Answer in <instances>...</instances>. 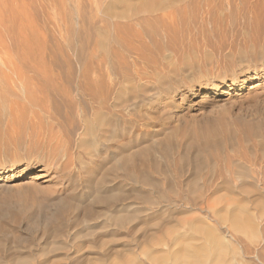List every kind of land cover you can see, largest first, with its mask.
Segmentation results:
<instances>
[{
	"label": "bare ground",
	"instance_id": "obj_1",
	"mask_svg": "<svg viewBox=\"0 0 264 264\" xmlns=\"http://www.w3.org/2000/svg\"><path fill=\"white\" fill-rule=\"evenodd\" d=\"M0 1L4 5V8H0V63L3 66L0 74V87L5 90L6 94L14 89L18 90L14 94L17 98L11 102L9 108L12 113L10 115V132L15 133L22 130V125L17 119L18 115L21 114L25 117L26 114H31L29 136L34 144L44 141L49 145L50 161L58 165L59 168H55L56 173L59 174L58 184L67 192L65 197H60L61 199L58 198L59 201H56L61 208L60 212L44 217L45 226L43 229L45 227L48 229L46 233L49 240L62 238L65 234L66 236L70 235L71 232H68L77 222H81L86 228L84 233L90 238L92 236V239L84 241V244L79 247H82V250L83 247L88 249L89 247H91L90 249L100 247L106 250L108 255L105 254L107 256L103 255L104 257L101 258L81 255L82 257L78 258L79 255L77 257L79 264L99 262L98 260L108 261L109 258L112 259L111 255L119 252V247H122L121 250H130L131 241L134 240L132 238L136 231H139L138 225H134L137 220L143 231L144 228L149 227L147 224L152 216L156 217V214L164 212L162 209L166 206L163 204H174L175 198L178 196L182 198L181 200L187 199L185 195L179 193L178 189L180 188L182 193L188 192L189 195L197 196L191 202V208H194L192 209L194 211L199 209L204 215L200 214V216L203 215L201 218L195 217L196 220L190 222L183 221L184 219L181 221L189 227V230L185 228L186 231H190V235L194 236V238L193 236L190 238L198 242L202 240L203 244L199 246L200 242H197V245L192 243V240L187 239L189 238L187 232L186 239L188 241L185 237L179 238L182 235L178 237L182 231L180 229H184L179 227L177 238L181 239V247H178V251H175L178 249L177 247L176 249L171 247L174 251L166 247L167 251L154 257L156 263L228 264L227 262L231 259L228 253L234 251L231 244L233 241L239 240L237 237H234L237 241L232 238L234 232L230 234L232 231L230 229L234 228L233 230L236 229L240 233L239 230L243 227L242 231L244 232V228L247 226L251 228V232L254 230L253 232L256 233L259 231L258 228H263L264 199L261 195H259L261 199L256 201H254L256 197L249 201L247 197L245 200V198L239 199L236 196L238 200L235 199L236 201L234 200L235 202L231 204H227L230 203L227 200L226 205L222 202L220 206H223L219 209L207 204L211 201L212 205H218L217 201L221 202L222 194L220 197L217 195L220 199L216 196L218 200L213 204L212 201L215 198H211L221 189L219 185L215 187L210 185L207 193L200 191L203 188L198 183V167L207 166V162L204 163V156L199 157L201 152H197L199 155L196 153L198 155L196 157L202 161L200 160L197 164L198 167L196 166L197 170L194 169L193 173H190L191 169L190 172L185 169L192 163L185 151L176 163L179 170L178 178L169 175L168 169H165L166 165H163L164 161L162 163L156 157H160V153L164 154L162 157L172 156L174 153L173 134L167 135L164 130L152 131L151 128H155L157 119L153 115L154 112L145 108L147 104L150 105L163 93L159 91L160 89L155 88L158 84L154 86L145 81L148 80L146 79L147 74L151 72L148 69L152 64L153 57L164 51L163 42L165 40L176 39L178 23L186 19L189 10L192 8H259L262 4L261 1L256 0L252 3L251 0H90L92 8H70L71 3L75 0H48L47 4L46 0ZM55 4L61 7L47 8L46 6H56ZM179 32L183 34L180 30ZM168 58L170 59V57ZM167 61L166 63H168ZM157 73L158 71L155 75H159L161 72ZM159 76H156L159 78L156 81H163ZM245 82L238 78L232 81L226 78L222 79L218 84L205 89L200 94L201 100L205 101L210 97H216L224 92L225 88H228L229 92L242 89ZM163 86L165 85L163 84ZM163 86L159 87L163 88ZM259 86L256 82L250 88L254 90ZM14 95L12 94V96ZM3 99L4 96L0 97V103ZM20 121L22 122V120ZM193 139L195 138L189 140V143L187 142V148L193 149L194 152V148L199 147L200 151L204 149L203 151L206 150L207 153L211 147L209 144L212 142L202 141L203 144H201ZM208 152L211 154V151ZM156 154L158 156H155ZM175 155H173L174 159L177 160ZM196 157L193 159L195 160ZM162 159L164 160V157ZM171 161L174 160L167 159L166 164ZM33 168L32 161L24 163L13 161L8 167L0 170V182H6L5 180L8 179L17 182H24L28 179L35 180L37 177L33 175ZM44 170L45 167L40 169L41 172ZM180 178L181 180H179ZM237 180L240 184L236 189L245 190L242 191L245 195L248 192L247 188H255L254 191L257 193V187L261 185V180L249 173L245 167L241 169ZM227 183L225 182V189L230 196L229 192H235L231 188L232 184ZM222 185L224 186L223 183ZM6 186L7 183L0 185L2 188ZM164 187L167 191L165 190L166 192L163 193L160 189L164 190ZM184 188L185 190H183ZM252 193L254 194V192ZM174 196L175 198H173ZM189 198L191 199V197ZM138 201L146 206L138 207L136 205ZM186 203L185 205H189L188 202ZM205 204L207 209L203 207ZM255 204L256 206L253 207L252 205ZM177 208L179 207H176L173 212ZM69 216L72 217L69 218ZM172 216L170 215V219ZM189 217L187 216L185 219H191ZM71 218L74 219V222ZM174 218L176 219V217ZM160 219L156 218L157 222L155 219L153 222L160 225L162 221ZM162 224H166V222ZM153 225L156 226V224ZM181 225L183 226V224ZM222 225H228L229 228L222 227ZM172 227L174 228L173 225ZM168 229L169 227L166 228L167 231ZM120 230L124 231V236L121 239L119 238ZM178 230L176 231L178 232ZM12 231L2 223L0 224V264L7 262L14 264L24 262L26 264L27 260L20 255V250L12 245V242L20 241L21 243L23 236H18V233L15 235ZM146 232L149 234L151 230ZM153 234L156 235L155 232ZM257 234L259 232L255 236ZM66 236L64 237L66 238ZM81 236L84 237V240L89 237L86 236V238L82 232L78 233L73 241L68 240L71 244H76L78 239L82 238ZM144 236L142 237L145 238L144 240L150 241L152 234L149 236L146 233ZM43 237L39 236V239ZM143 239L140 240L143 241ZM122 240H124L123 246L120 245ZM178 240L176 239V243ZM141 241L138 242L142 245ZM29 243L27 245H30ZM52 244L60 249L68 247L64 242H52ZM241 245L239 244L240 247ZM45 247L47 248L46 244ZM29 249L31 250V246ZM259 250L260 254L261 250ZM237 251L239 250L237 249ZM244 251L242 249L243 253ZM249 251L250 249L247 250V254H252ZM262 251L264 253V250ZM234 255L235 258L238 256L236 253ZM251 256V260H249L251 264H263L264 261L260 258L263 256L258 254ZM32 257L30 258L34 260ZM67 258L62 256L64 261H67ZM235 258L233 256L234 260ZM57 259L62 260L61 257ZM229 262L232 263L231 260Z\"/></svg>",
	"mask_w": 264,
	"mask_h": 264
},
{
	"label": "rangeland",
	"instance_id": "obj_2",
	"mask_svg": "<svg viewBox=\"0 0 264 264\" xmlns=\"http://www.w3.org/2000/svg\"><path fill=\"white\" fill-rule=\"evenodd\" d=\"M47 1L48 0L45 1L46 4L48 3ZM255 1L256 0H251L252 3H254ZM259 1H261L262 3L259 6V8H192L191 10H189L190 12L188 11L187 12L188 14L186 15L187 16L185 19L186 21L184 20L182 22H179L180 24L178 23L179 26L177 28L179 29L181 27L182 30L181 29L179 30L183 34H180L179 30L177 29L178 31L177 33L179 36L176 35L175 36L176 39L171 38L163 42L165 49L162 53H160V55H155L153 57L152 64L148 69L149 72L150 71L152 72V73L150 72L152 75L147 71L149 74H147L146 79L148 80L146 81L144 80L146 83H150V84L152 83L151 85L154 86L156 84H158L160 87L163 86V84L165 85L163 86V88H160L158 85L155 86V88L157 90L160 89L159 91H161L163 94L160 97H158V99H156L155 101H152L150 104L151 106L147 104L146 105L147 107H145L146 110L149 109L150 111L154 112L155 114L153 115L157 119L155 122L156 123L155 128H151V130L152 131L154 130V132H156L157 130H164L167 133V135L173 134L172 143L174 147L173 149L174 153L172 154V156L170 157L168 156L167 158V156L165 155L163 156L164 160L163 159L161 160V158H163L162 155L164 154L160 153L161 156L159 157L158 156L159 153H158V155L157 154L155 155L158 156L156 158H159V160L162 161V163L164 161L165 164L163 163V165L167 166V167L165 166V169L166 170L168 169L169 175H171L173 178L175 177L178 178L179 170L176 167L177 166L176 163L180 159L181 154L183 152L185 151L187 152V156L189 160L192 162L189 165V167H185L186 171L190 172L191 169L192 172L190 173H193L194 169L197 170L196 166L200 162L201 156L202 157L204 156L205 158L207 157L206 160L203 157L204 163L207 162L206 163L207 166H200V167L197 166L198 167L197 177L199 178L198 183L199 186L201 185L200 187L203 188L200 191L206 193L209 190L210 185H213V187L219 185V187L221 188V189L219 188L220 189L218 191L219 193L216 192L217 194H215V196L213 195L212 196L213 198L211 199L215 198L212 201V203L213 202L216 203L218 199L222 198L220 199L221 202L218 203L217 201L218 205H212L210 203L211 201L210 202L208 201L209 203L206 202L210 206L215 207L217 209L223 206V205L220 206L222 202H224L222 204L226 205L225 202H227L228 200L230 203L227 204H231L236 200H238L237 197H239V199H244L245 197H247V200L249 201H252V198L255 199L256 197L255 200L253 199L254 201H256L257 199H261L259 198V195H261L262 198L264 199V195H263L264 194V185H263L264 184V174H263L264 173V0H259ZM74 2L71 3L70 8H92L90 5L91 4L90 0H85V1L75 0ZM57 4H55L56 6L54 5L53 6L50 5L49 7L48 5L46 6L47 8H51V7L60 8L61 6ZM0 8H4V5L1 4ZM201 30L204 31L202 32ZM194 33L196 35L193 36L192 34ZM189 36L191 37L189 38ZM168 57H170V59ZM165 58L169 60L167 61ZM166 61L168 63H166ZM153 65L155 67L157 65L158 66L155 68ZM2 69L3 66L0 63V74L2 72L1 71ZM156 71H158V73L161 72L159 74L160 76L155 75ZM156 76H159L161 78L160 80L163 81H156L159 79ZM150 78L151 80L150 82H148ZM225 78L228 79L229 81L238 78L241 80H245L246 84L242 89H237L236 91L229 92V89L225 88L224 92H222L223 94L220 93V95L216 97H210L205 101L201 100L200 94L205 89L215 84H218L222 79ZM256 82H258L260 86L257 89L254 90L251 89L250 88L251 85H253ZM17 91H18L17 89H14L12 92L6 94L5 90L0 87V97L3 98L4 96L3 99L4 101L2 100V102L0 103L1 105L0 106L1 107L0 108V170L8 167L9 164L13 161L14 162L17 161L20 163L32 161V165L34 167L33 175L36 176L37 179L35 180L28 179L24 182L21 181L17 182L16 180L8 179L5 180L6 182H0V185L2 183H7L6 187L4 188L0 187V224L2 223L7 228L13 230L12 232H14L15 235H17L16 233H18V236L20 237L23 236L21 243L20 241L17 243L12 242V245L13 247H17L18 250H20V255L27 260L25 261L26 264H51V263L79 264L77 260L78 258L82 257L81 255L90 256L92 258L93 257L96 258L97 256L99 258L107 256L108 253L106 252V250L101 249L100 247H96V248L93 247L92 249H90L91 247L88 246L89 249L83 247L84 248L83 250L82 247L81 248L79 247L82 246V244H84V241L87 242L92 239V236L90 238L89 235L84 233L85 232L84 230L86 228L84 224H82L81 222H77L74 225V227L75 226L76 227L75 228L73 227L68 232V233L71 232L70 235L67 234V236H69L70 238L67 237L66 234L64 235L66 236V238L63 236L64 239L62 237L59 239L54 238L49 240V238L47 237L48 234L46 232L48 231V229L46 227L45 229H43V226H45L44 219L46 218V216L60 212L61 208L58 206L56 201H59L58 198L60 197L61 198L65 197L67 195V192H65L62 186L58 184L59 174H57L56 173L57 171L55 170V168H58L57 167L58 165H55L52 163V161H50L51 159H50L49 145L45 144L44 141L43 142L40 141L37 144H34L29 136L31 132L30 124L32 122L31 114L28 113L25 115V117H23L21 114L18 115L17 119L18 122H20V124L22 125V130L20 132H15V133L11 131L13 134L10 132L11 130L9 127L10 118H11L10 115L12 113L9 108L11 102L17 98V96L14 95L17 93ZM12 94L14 96H12ZM20 120H22V122ZM192 138H195L193 140H196L201 144H203L202 141L203 142L206 141L209 143L211 141L212 143L209 144V146H211L210 148L212 149L210 148L208 149V151H211V154H209L210 152L208 151L206 153V150L203 151L204 149L200 151L199 147H198L199 149L197 147H196L197 149L194 148V152L193 149L187 148L188 147L187 144L191 141ZM189 151L190 153H188ZM197 152L199 153L201 152L200 153L201 155L199 156L200 158H197L199 155V153ZM192 154L195 155L193 156ZM173 155L177 157L176 158L177 160L174 159ZM195 157L196 159L194 160L193 158ZM169 158H172V160L174 161H171L170 163L166 164V160ZM212 164H214L215 166ZM173 166L174 168H172ZM44 167L45 170L41 172L40 169ZM205 167H207L208 169H206ZM244 167L246 170H248L249 173L255 175L257 178L261 180L260 182L261 185L257 187L258 190L257 193L254 191L255 188L252 187L247 188L248 192L245 193L246 195L249 194L250 195L249 197L252 196L251 198H249L243 193L245 190H242L243 191L242 192L236 189V187H239L240 184V182L237 180L238 174L240 173L242 168L244 169ZM188 174L189 173H187V175ZM188 176H190V174ZM208 177L210 178L208 179ZM179 180H181V178ZM200 182L202 183L200 184ZM225 182H228L227 184L230 185L232 184L231 188L234 189L233 192L235 193L229 192L230 196H228L227 194L228 192L225 189L226 187ZM222 183L224 184V186L222 185ZM248 185L250 186V184ZM179 189H178L179 193L182 194L183 196L185 195L187 199L181 200L182 198L178 196L176 197L178 198L176 200L174 196L173 198H175L176 201L174 204H170V205L166 203L163 204L166 206L163 207L162 209L164 210V212L156 214L157 215L156 217H154L155 215L154 216L151 215L152 217L150 216L151 221L149 220V223L147 224L149 225V227L148 228L146 227L148 230L143 227L144 229L142 231L141 230L142 227L138 224L139 223L138 220L136 221V223H134V225H138L137 229H139V231H136V234H134L135 236L132 238V240L133 239L134 240L131 241L130 244L131 248H129L130 249L129 251L121 250L122 247H119V252L111 255L112 259L109 258L108 261L105 262L98 260L99 262H89V263L90 264H155L156 261L154 257H157L161 253L167 251L166 247H169V249L172 246L174 249H176V247L177 248L181 247L180 246L181 239L178 240L177 238V233H179L180 230L182 231L178 234V237L179 235L181 234L182 235L179 238L185 237L186 239L188 236L189 238L187 239L192 240L190 237H192L193 235H190L189 233L190 231H186V229L189 230V227L184 225L185 222L184 223L182 222L183 221L190 222L196 220L195 217L198 219L201 218L204 214L199 209L194 211L192 210L194 208H191L192 207L191 202L197 196L194 197V194L189 195L188 192L182 193L181 190ZM249 189H251V191H249ZM165 190L167 191L166 187H164V190L163 188L160 189V191L163 193L166 192ZM183 190H185V188ZM252 192H254V194ZM221 194L222 196L220 197ZM217 195L220 198H218ZM216 196L218 199L216 198ZM189 197H191L192 200ZM184 201L188 202L189 205H185L187 203ZM140 203L141 202L138 201L136 202V205L138 207L146 206ZM252 206L254 207L256 206V204ZM252 206L250 207L253 208ZM176 207L179 208H177V210L173 212V210H175ZM203 207L204 209H207L206 204ZM167 213L168 215H166ZM164 214L166 217L164 216ZM200 214L203 215L200 216ZM170 215L171 216L173 215L174 217H176V219L173 216H172L173 218L171 217L170 219ZM185 215L186 217L190 216L189 218L191 219L187 218L186 220ZM70 217L72 216H69V218ZM156 218L158 219L161 218L160 220L162 221L160 225H158V223H155L157 222ZM71 219L72 221L74 220L73 218ZM154 219L155 222H153ZM164 222H166V224H162ZM150 223L156 224V226L153 225L154 226L153 227L152 224ZM181 224H183V226ZM172 225L174 226V228L172 227ZM164 226L166 228L169 227L170 230L168 229L167 231ZM227 226L222 225V227H227ZM179 227L181 228L183 227L184 229L178 230ZM161 228L162 229L164 228V230H162ZM242 228L239 230V232L241 231L242 233L241 232L238 233V230L236 229L233 230L234 228L230 229L232 230L230 231V234L234 232V234H232L233 235L232 238L235 239L237 237V240L239 239L238 241L235 239L237 242L233 241L232 244L234 243L235 246L234 244L233 245L231 244V247L232 246L236 247L239 251H237V249L235 250V248L232 247V249L234 250L232 252L234 254L236 253V255L238 256H236L235 258V255L230 252L234 256L235 258L234 260L233 256L230 253H228V255L231 258L228 259L229 261L231 260L232 263L229 262L228 259H227L228 261L227 263L251 264L250 263L251 261L249 260H251L252 254H258L259 256L260 255L263 256L260 258L262 261H264V253L262 251L264 250L263 249L264 230H262L264 229V227L258 228L259 234H257L256 236L255 234L258 232L255 233L253 232L254 230H252L251 232V228H248L247 226L244 228V232H243ZM150 230L151 232H149L148 234V232L146 231H150ZM176 230H178V232ZM144 231L145 233L143 234ZM82 232L85 237L89 236L88 237L89 239L86 237L87 240L86 239L84 240L83 239L84 237L81 236L82 238L79 239L82 243L78 239V242L76 240L77 242L76 244H71L70 241H73L75 236L78 233L80 234ZM153 232H155L156 235H154ZM175 232L176 234H173ZM186 232H187V236H186ZM146 233L149 236L152 234L151 239L149 238L150 241L144 240L145 238L144 239L142 238ZM188 233L190 236L188 235ZM119 234H120L119 238L120 239L123 238L124 231L120 230ZM39 236L40 237L42 236L43 238H45L46 236V238L39 239ZM24 238L27 239V240L25 239L26 243L24 242ZM175 238L179 241V242L177 241L178 244L176 243ZM65 239H67L66 240L67 242L64 241ZM68 239L71 240L69 241ZM140 239L141 240L143 239V241H141ZM168 240L170 243L168 242ZM40 241L43 243H41ZM56 241L60 243L64 242V244H66V246L68 247L67 248L65 247L64 249H60L58 246L55 247L56 245L52 244V242L57 243ZM122 241H120L121 246H123L124 244V240ZM138 241L143 242L142 245L139 244ZM193 242L196 243V245L200 242L201 244H198L199 246L203 244L202 240H199V242L192 240V243ZM28 243L30 245H27ZM49 243H51L52 245ZM165 243L167 244V246ZM238 243L240 245L242 244L241 247L239 246ZM45 244L47 248L45 247ZM28 246L29 248L31 246V250L28 248ZM69 247L71 248V250ZM75 247H77L76 248L77 250L79 249L78 251L81 250V252H78L75 249ZM97 248L100 249L97 250ZM173 248L171 249L173 250ZM179 248L175 251H178ZM242 249L245 250L246 252L244 251L243 253ZM248 249H250L249 252L252 254H247ZM259 249L261 250L260 254L258 252ZM26 256L27 258H25ZM62 256L66 258L68 257L67 258L68 260L64 261L62 259ZM75 256L76 258H74ZM30 257H32L34 260H32ZM60 257L62 260L57 259ZM7 263L14 264L13 262L12 263L7 262ZM87 263L88 262H86V264Z\"/></svg>",
	"mask_w": 264,
	"mask_h": 264
}]
</instances>
